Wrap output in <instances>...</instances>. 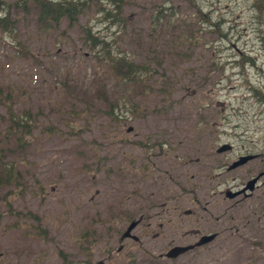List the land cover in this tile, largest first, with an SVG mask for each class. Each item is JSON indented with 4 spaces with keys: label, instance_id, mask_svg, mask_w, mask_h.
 Returning <instances> with one entry per match:
<instances>
[{
    "label": "rangeland",
    "instance_id": "rangeland-1",
    "mask_svg": "<svg viewBox=\"0 0 264 264\" xmlns=\"http://www.w3.org/2000/svg\"><path fill=\"white\" fill-rule=\"evenodd\" d=\"M10 10L12 31L0 29V138L11 114L33 130L7 159L22 180L0 189V264L104 260L107 238L115 252L128 225L109 224L106 204L122 203L138 219L162 214L164 201L174 205L162 216L174 236H161L159 251L193 243L190 231L220 235L175 260L150 259L125 240L122 264H264V177L223 218L232 202L222 206L217 195L216 154L228 143L234 152L225 158L261 155L225 176L233 191L264 170V0H85L76 21L48 28L34 12ZM85 28L113 60L103 44L91 48ZM120 58L135 82L113 73ZM152 143L167 154L141 147ZM146 150L159 181L130 174L123 185L117 172L133 158L147 164ZM165 170L173 177L166 190ZM152 193L158 207L145 210ZM38 228L45 232L36 238Z\"/></svg>",
    "mask_w": 264,
    "mask_h": 264
},
{
    "label": "flooded vegetation",
    "instance_id": "flooded-vegetation-1",
    "mask_svg": "<svg viewBox=\"0 0 264 264\" xmlns=\"http://www.w3.org/2000/svg\"><path fill=\"white\" fill-rule=\"evenodd\" d=\"M223 144L225 143H222L221 145H219L217 147V149L222 146ZM228 144V143H227ZM158 146H161V149H157ZM141 147H146L148 148V150H158L159 154L160 155H163L165 156L167 154V150L166 149H163V146L162 144H159V143H152V144H146V145H142ZM217 149H216V154L220 157L219 161L217 162V167L219 169V181H218V184H217V187H224L220 190H218L217 192V195L220 193V195H223L222 199H221V203H222V206H223V202L225 201H230L232 203H230L227 208H224L223 207V212H222V217L224 218L228 209H233L234 207H236L239 203H241L243 200L247 199V198H250L251 196L249 197H244V195L240 196L241 199L239 200H235L236 198L234 199H230L228 198V196L231 194V192L233 191V189H235L234 186L230 187V188H226L225 187V176L226 175H230L234 172H236L237 170L243 168L244 166L248 165L249 163L257 160L260 158V154H255L257 155L258 157L254 158L253 160L251 161H248L246 164L234 169V170H229V167L235 162L237 161L240 157H243V156H248V155H252V154H249V153H245V154H238L236 155L235 157L233 158H229L227 156V158H225L224 155H227L230 154L231 152H234V146L233 145H230V149H228L227 151L225 152H221V153H217ZM146 150V163L147 164H141L140 166H135L136 164V160L133 158L131 160H127L126 162V166L123 164V168L120 169V174L117 172V179L118 181H123V185L126 183L125 180L126 178L130 175V174H134L133 177L137 179V181H145L147 179H149V182H154L155 181H159L158 178L157 179H153V175H154V167L151 168L149 162H148V159L151 158V156H154V154H150V151ZM128 157H125L123 158V162L127 159ZM131 170L133 171L131 173ZM135 171V172H134ZM165 173L163 175H161L160 177V183H159V187L163 188L164 190H166L167 188H170L171 187V184H173V177L170 175V171L169 170H165L164 171ZM137 173V175H136ZM260 173H264V170L259 172L258 174ZM138 175H140V177L138 178ZM256 177L255 176H251L250 179ZM264 177V174L262 177H260L259 181ZM233 178V181L235 180L234 177ZM249 179V180H250ZM248 180V181H249ZM258 181V183H259ZM247 183V181L241 186V188ZM258 187V186H257ZM256 187V188H257ZM237 190H240V189H237ZM235 190V191H237ZM134 194L135 195H139V191L138 190H135L134 191ZM158 194V196H161L159 193H152V194H149V195H146L147 198L145 200V202H147L146 205H144L145 207V210H150V209H153L155 207H158L157 205H155V203L152 202L151 198L150 197H154ZM235 200V201H234ZM115 204H106L105 206V214L106 216L108 217L107 218V221L108 223L110 224V222L112 221V218L114 219V221H121L123 222L124 224H128L125 231L123 232V234L121 235L120 237V241H119V245L118 247L116 248L115 252H114V246H113V240L111 237H108L107 238V241L105 242L106 245L103 247V251H102V255H103V259L104 260H100V261H97L93 264H122L121 262L123 261V257L122 255L125 254L126 250L125 248L129 247V243H123L125 240H127L128 242L129 241H132L135 245H139L140 247V251L142 252V254L144 256H149L150 259H153V258H157V259H162V258H165V259H168L165 257V254L171 250L172 248L176 247V246H186V245H179V244H172L170 245L169 247H166L165 250L163 251H159L158 249V245H156V241L162 236L163 238L164 237H170L171 236H174V233L172 234H169V230L168 229H165L164 230V227H167L169 226L168 223H164L165 219L162 218V216L165 214V211L169 212L171 209L172 210H175L174 209V205L173 203H170L168 204L167 202H163L161 205L164 207V212L162 214L160 213H157L155 214L154 216H150V215H141L138 219H131L128 217V211H129V208H123V204L122 203H119L117 206L118 207H114ZM170 205V206H169ZM144 207L141 203H139L138 207L136 208V210H141L143 211L144 210ZM194 212L193 211H187L185 214L186 215H191L193 214ZM221 217L220 216H217L216 217V222L219 221ZM119 219V220H118ZM132 223H136L135 227L130 231V235H128L127 237H124V234L125 232L127 231V229L129 228V226L132 224ZM45 232L44 230H40L39 228L37 229V235L35 234L34 237L36 238H39L41 237V235H39L38 233H43ZM95 232V231H94ZM212 234H216V237L214 238V240L220 235V233L218 232H213V231H210V232H202V231H190L189 232V235L194 238V242H197L202 236H205V235H212ZM93 235H95L93 233ZM96 236V235H95ZM109 236V235H107ZM107 236H97L99 239V242H102L103 241V237H107ZM83 238H85V240H88L89 239V235L88 233H86L85 235L82 236ZM95 241V240H94ZM191 243V244H193ZM190 245V244H188ZM81 252H84L85 249L83 248L82 250H80ZM156 254V255H155ZM88 257V256H87ZM92 259V258H91ZM90 258L83 264H92V262L90 261L91 260ZM170 260V259H168ZM119 261V263L117 262Z\"/></svg>",
    "mask_w": 264,
    "mask_h": 264
},
{
    "label": "trees",
    "instance_id": "trees-1",
    "mask_svg": "<svg viewBox=\"0 0 264 264\" xmlns=\"http://www.w3.org/2000/svg\"><path fill=\"white\" fill-rule=\"evenodd\" d=\"M84 7L85 0H14L8 3L4 0H0V29L3 31H12L13 26L9 18L11 15L10 9L21 10L23 13L34 12L38 22L45 28H48L51 25L56 27L63 19L68 20L70 23L76 21ZM116 9L120 11L119 5H117ZM157 17H163L161 9L157 13ZM84 34L85 40L91 44V48L103 44L101 50L106 53L108 59L111 58L110 49L103 38L102 41L96 36H93L89 28L84 29ZM113 62L114 63L111 62L113 73L116 72L117 76L135 82L134 74H136V71L131 69L132 66L130 63H126L123 58L114 59ZM2 94L3 90L0 88V95ZM10 116V126L5 128L6 134L3 138H0V189L20 184L22 177H20V174L19 177L16 176L14 163L11 162L10 159H7L21 150L24 146V144L21 143L22 135L30 136L33 130L32 126L29 124V119L20 118L23 119L20 120L16 116H12V114ZM1 126L2 124L0 121V136Z\"/></svg>",
    "mask_w": 264,
    "mask_h": 264
},
{
    "label": "water",
    "instance_id": "water-1",
    "mask_svg": "<svg viewBox=\"0 0 264 264\" xmlns=\"http://www.w3.org/2000/svg\"><path fill=\"white\" fill-rule=\"evenodd\" d=\"M131 131H132V128H129L128 132H131ZM228 149H230V145L224 144L217 149V153L225 152ZM256 157H257L256 155H248V156L240 157L237 161H235L229 167V170H234V169L246 164L248 161L253 160ZM263 174L264 173H260L259 175H257L253 179L249 180L241 190H239L237 192H231V194L228 196V198L234 199L241 194H244V196L247 197L248 195L246 193L247 192L251 193L254 191L255 185H256L258 179L261 176H263ZM135 225H136V223H132L129 226V228L127 229V231L124 234V237H127L128 235H130V231L135 227ZM215 237H216V234L205 235V236H202L195 244L187 245V246H176V247L172 248L171 250H169L165 254V257L168 259H176L179 256L185 254L186 252H188V251H190L196 247H201L203 245L209 244L210 242H212L214 240Z\"/></svg>",
    "mask_w": 264,
    "mask_h": 264
}]
</instances>
